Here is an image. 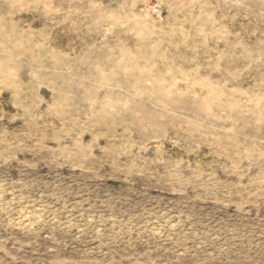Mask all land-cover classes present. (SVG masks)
Returning <instances> with one entry per match:
<instances>
[{
    "label": "rangeland",
    "instance_id": "rangeland-1",
    "mask_svg": "<svg viewBox=\"0 0 264 264\" xmlns=\"http://www.w3.org/2000/svg\"><path fill=\"white\" fill-rule=\"evenodd\" d=\"M0 264H264V0H0Z\"/></svg>",
    "mask_w": 264,
    "mask_h": 264
}]
</instances>
